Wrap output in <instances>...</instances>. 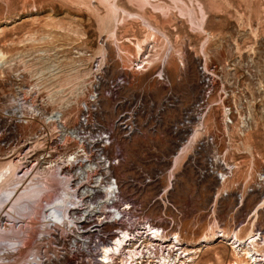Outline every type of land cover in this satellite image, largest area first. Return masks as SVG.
<instances>
[{
  "label": "rangeland",
  "instance_id": "obj_1",
  "mask_svg": "<svg viewBox=\"0 0 264 264\" xmlns=\"http://www.w3.org/2000/svg\"><path fill=\"white\" fill-rule=\"evenodd\" d=\"M97 56L103 59L98 71L93 65ZM204 64L213 67L207 118L215 138L213 176L200 182L194 194L189 148L176 159L175 187L168 194L179 215L172 208L166 212L174 215L178 226L171 230L180 234L182 246L199 249L190 264L247 262L229 239H220L223 231L246 237L254 229L264 251V183L246 194L243 204L236 195L244 184H259L264 169V0H0V149L5 150L8 132L33 138L50 113L75 126L83 105L95 107L91 99L97 92L99 109L92 116L108 129L114 127L118 101L124 106L140 102L143 108L141 132L133 140L117 132L126 161L116 174L138 178L140 169L169 170L180 151L170 125L198 100V67ZM120 76L127 84L110 97L107 82ZM26 86L35 88L26 94L36 105L32 112L21 106L19 90ZM168 92L180 104L169 108L164 125L153 130L151 116ZM229 112L231 125L226 123ZM33 116L29 124L20 123ZM2 150L0 169L9 164L3 163ZM226 165L233 176L220 182L217 174ZM17 184L15 189H21L22 182ZM23 189L0 198V214L6 217L0 227V264H86L52 237L50 221L56 219L50 192L40 194L37 207L26 211L15 200ZM140 199L151 217L165 221L158 186ZM209 233H217V239L203 242Z\"/></svg>",
  "mask_w": 264,
  "mask_h": 264
},
{
  "label": "built area",
  "instance_id": "obj_2",
  "mask_svg": "<svg viewBox=\"0 0 264 264\" xmlns=\"http://www.w3.org/2000/svg\"><path fill=\"white\" fill-rule=\"evenodd\" d=\"M102 63L101 56L94 59L96 71L100 70ZM198 71L202 85L198 100L182 113L180 120L170 125V133L175 137L173 142L180 147V151L171 169L166 171L158 170L153 174L147 169H140L138 178L115 172L126 161L117 142V132H122L128 141L141 132L139 116L143 108L140 102L124 106L125 101H118L112 129L106 128L92 116L99 109L97 104L100 94L96 92L91 99L95 107L83 105L75 126L69 125L60 114L50 113L42 118L44 121L30 140L26 138L28 135L23 138L17 132L7 133L3 141L6 151L0 150L7 161L15 159L22 188L43 180L51 186L50 202L55 204L52 209L56 219L51 222V234L58 243L67 246L71 257L80 256L86 264H130V260L114 261L109 258L111 254L105 253L106 247H116L119 241H123V252L132 249L143 257L138 264H184L186 255L181 237L171 230L174 225H178L174 215L166 212L172 208L179 215L177 207L168 198L175 187L174 164L178 157L191 148L189 163L197 181L202 182L209 175L213 176L215 138L207 124L213 105V67L209 69L204 64L198 67ZM107 83L111 97L127 84V80L120 76ZM34 90V86L19 90L21 106L29 112L34 111L36 105L29 103L26 94ZM179 104L178 96L168 92L162 103L154 109L151 119L155 125L152 129L162 127L164 114ZM25 118L20 123L29 124L36 117ZM44 123H52V127H46ZM226 123H233L230 112ZM233 173L232 167L226 165L217 177L220 182H225L232 178ZM258 179L259 184L254 187L249 188L244 184L236 190L239 204H243L246 194L261 188L264 169ZM155 186L160 192L164 222L151 217L148 214L149 207L144 206L140 199L141 195ZM164 224L171 225L167 228Z\"/></svg>",
  "mask_w": 264,
  "mask_h": 264
},
{
  "label": "bare ground",
  "instance_id": "obj_3",
  "mask_svg": "<svg viewBox=\"0 0 264 264\" xmlns=\"http://www.w3.org/2000/svg\"><path fill=\"white\" fill-rule=\"evenodd\" d=\"M5 159H7L6 156L4 158L3 163L5 162ZM7 162L9 164L2 167V169H0V198H2V196L4 194L13 193L14 191H16V193L18 194L19 190L22 189V188L21 189H15V185L17 183L18 184L21 183L20 179H19L18 167H17V165L14 164L15 159H12L10 162L9 161H7ZM16 188H18V187H16ZM46 191H50V187L47 186V184H45L44 181L37 182L34 185L25 187L22 190L21 194L18 196V198L15 199L16 203H18L20 208H24L26 211H27V209L33 210L37 207L38 196L40 194L46 192ZM17 194H16V196H17ZM5 218L6 217H5V215H3V212H2L0 214V227L1 228H2V223L5 220ZM50 222H52V221H50ZM5 229H7V228L5 227ZM22 233L24 234V232H22ZM177 236L180 238L179 233H177ZM217 236H218L217 233L205 234V236H203V238H202V241L206 242V243H210V242L215 241L217 239ZM222 236L224 238L220 239L221 242L226 243L225 239H229V240H227V242L230 241V243H228V244L232 245V248L236 251V254L239 257L245 255V258L248 259L247 262L236 261V262H234V264H257L258 262L259 263L262 262L264 264V251L261 253V251L259 249L260 248V245L258 243L259 237H257V233H255L254 229H252L246 237H242L238 231L233 232L231 235L229 233H227L226 231H223ZM20 240L21 239L17 240L15 242V244H17L18 242H21ZM180 240H182V238H180ZM15 246H17V245H15ZM122 246H123V241H119L118 244L116 245V247H106L105 253H106V255L111 254L109 258H112L114 261L121 260V261L125 262V261L130 260V262H131L130 264H134V263L138 264V263H140V261H142L143 257L138 256V252L136 250L131 249V250L123 252V250H125V248H122ZM204 246H207V244H205ZM182 249H183V252L184 251L186 252L189 250V253H187V254L188 255L190 254L189 257L184 259L183 263L184 264L192 263L195 260L197 252L199 251V249H193V248L189 249V248H184V246L182 247Z\"/></svg>",
  "mask_w": 264,
  "mask_h": 264
},
{
  "label": "crops",
  "instance_id": "obj_4",
  "mask_svg": "<svg viewBox=\"0 0 264 264\" xmlns=\"http://www.w3.org/2000/svg\"><path fill=\"white\" fill-rule=\"evenodd\" d=\"M189 179H193V181L191 182L192 187L194 188V194H197L199 189L202 188V184L200 182L197 181L196 176L193 174V177H189ZM208 185V184H206Z\"/></svg>",
  "mask_w": 264,
  "mask_h": 264
}]
</instances>
